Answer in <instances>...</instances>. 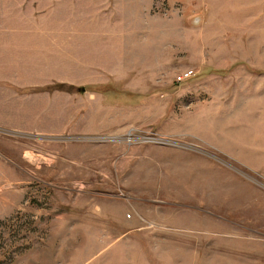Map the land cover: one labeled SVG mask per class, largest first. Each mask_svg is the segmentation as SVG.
<instances>
[{
    "label": "rangeland",
    "instance_id": "obj_1",
    "mask_svg": "<svg viewBox=\"0 0 264 264\" xmlns=\"http://www.w3.org/2000/svg\"><path fill=\"white\" fill-rule=\"evenodd\" d=\"M0 264H264V0H0Z\"/></svg>",
    "mask_w": 264,
    "mask_h": 264
},
{
    "label": "built area",
    "instance_id": "obj_2",
    "mask_svg": "<svg viewBox=\"0 0 264 264\" xmlns=\"http://www.w3.org/2000/svg\"><path fill=\"white\" fill-rule=\"evenodd\" d=\"M192 76L193 74L190 71H186L180 74L179 76H177L175 80L177 83H179V82H183L184 80L191 78Z\"/></svg>",
    "mask_w": 264,
    "mask_h": 264
}]
</instances>
